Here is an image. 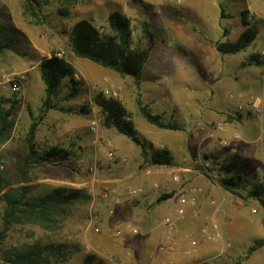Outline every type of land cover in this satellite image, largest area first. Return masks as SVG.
<instances>
[{
  "label": "rangeland",
  "instance_id": "rangeland-1",
  "mask_svg": "<svg viewBox=\"0 0 264 264\" xmlns=\"http://www.w3.org/2000/svg\"><path fill=\"white\" fill-rule=\"evenodd\" d=\"M115 10L130 20L131 47L145 45L143 22L155 35L139 88L131 76L70 49L77 20L85 18L107 33V16ZM248 27L257 33L246 48L216 49V42L234 43ZM3 28L9 46L0 53V83L9 79L19 90L0 84L2 108H11L12 121L10 136L0 143V177L11 186L30 185L32 196L67 186L87 197L69 203L51 229L13 223L0 242V264H11L5 253L12 248L38 251L48 261L42 264H146V234L160 252L161 260L152 264H176L173 255L184 256L182 264H208L211 258L215 264H242L249 248L264 242V60L255 62L264 49V0H30L29 8L25 0H0V35H5ZM57 52L74 71L61 79L46 108L39 64ZM98 95L120 101L146 141V157L137 143L102 123ZM138 98L176 127L148 123ZM48 110L69 126L67 160L49 154L56 146L41 147L39 125ZM31 125L35 133L29 139ZM77 139L80 152L73 150ZM31 143L36 160L24 181L17 168ZM163 149L171 164L149 165ZM4 185L0 180V189ZM136 188L142 191L129 192ZM4 207L0 199V226ZM215 219L222 223L223 236L228 225H246L235 242L227 240L231 244L223 254L213 257L215 251L205 249L198 255L199 229L209 225L205 232L217 233ZM200 238L205 246L213 244Z\"/></svg>",
  "mask_w": 264,
  "mask_h": 264
},
{
  "label": "trees",
  "instance_id": "trees-1",
  "mask_svg": "<svg viewBox=\"0 0 264 264\" xmlns=\"http://www.w3.org/2000/svg\"><path fill=\"white\" fill-rule=\"evenodd\" d=\"M29 2L30 0H25L27 8H29ZM106 20L109 28L107 33H100L92 22L85 18L77 20L71 29L70 49L78 57L86 58L101 66L111 68L121 75L131 76L135 86L139 88L144 64L154 46L155 35L149 24L143 22L142 30L146 39L145 45L141 47L136 44L131 47V24L129 18L115 10L108 14ZM242 21L244 24L249 25L243 15ZM3 29L5 35H0V53L9 46L6 28ZM256 33V28L248 27L234 43L224 44L216 42V49L222 53H233L242 50L253 41ZM255 62L260 65L263 60L255 59ZM39 69L44 84V106L49 108L61 79L71 76L74 70L66 59L58 57L54 53L40 61ZM4 101L5 99L0 100V143L8 139L12 127L10 119L11 108H2ZM95 102L100 107L102 123L105 126L115 127L131 141L137 143L141 149L142 156L146 157V141L137 135L133 121L120 101L98 95L95 97ZM138 110L148 123L156 127L164 129H174L176 127L173 123H166L158 115L152 114L142 104L140 98H138ZM34 133L35 126L31 125L28 131V138L31 139ZM51 151L49 154H57L59 160H67L70 155L69 150L52 148ZM34 154L35 149L31 143L17 168V174L24 181L29 168L36 160ZM147 163L149 165H170L171 157L168 151L163 149L150 157ZM0 180L5 183L0 189L3 190L0 199L5 204L1 217L0 242L6 237L9 227L16 222H31L46 229L53 228L54 223L58 220L57 216L66 212L69 203L87 197L80 189L67 186H55L44 195L32 196L30 185L20 183L11 186L4 177H0ZM170 196L171 192L164 193L157 197L156 202L165 200ZM254 249L255 247L249 248V253ZM5 260L11 264H42V262H48L38 251H20L17 248L7 251Z\"/></svg>",
  "mask_w": 264,
  "mask_h": 264
},
{
  "label": "crops",
  "instance_id": "crops-1",
  "mask_svg": "<svg viewBox=\"0 0 264 264\" xmlns=\"http://www.w3.org/2000/svg\"><path fill=\"white\" fill-rule=\"evenodd\" d=\"M74 66H75V64H74ZM39 86H41V85L39 84ZM39 98H41V97H39ZM55 115H53V113L51 112V110L50 111L48 110L46 112L44 118H42V122L39 125V130H42V144H41V147H45V150L50 149V147H52V146H56L57 148H60V149H65V148L66 149H71V146L69 144L70 142L68 141V137H69V133H68L69 126H68L67 123L64 122L65 120H64L63 117H59V116H57V115L55 116ZM46 117H49V119L51 118L50 119V123H45V118ZM73 130H75V129H73ZM72 144H75L74 147H73L74 148L73 150H76L77 149V152H80V151L83 150V146L80 144L79 139H77V141H75V142H72ZM38 149H40V148H38ZM51 155H52L53 158H56V156H57V154H54V153H52ZM156 185L157 184H153V186H156ZM156 197H157V195H156ZM211 218L214 219V214H211L210 215L209 219H211ZM197 222L198 221L195 220V223H197ZM215 222L219 226V229L218 230H216L218 226L215 229V231L218 234L217 233H215V234H212L211 233V235H210V234L206 233L205 231L208 230L207 227H209V225H206V226L201 227L199 229V235L196 237V240H197V243H196V248L197 249H196V251H197V254L198 255H202L203 254V250H205V249H209V250L212 249V250H214L215 253L213 254V257H218L219 255L223 254L224 250L227 248L226 245L229 246V244H231L227 240L228 239L229 240H232V238H233V242H235L237 240L238 235L240 234V232L241 231H244V226L246 225L245 224L246 222H244V225L243 226H241V225L239 226V224H236L235 226L233 225V227H231L230 225H228V222H227V225H228V229L229 230H225L224 231L225 236H223L222 235L223 232H222V230H220L221 229V226L220 225H222V223L219 222V221H217L216 219H215ZM242 227H243V229H241ZM133 228H135V227H132V229ZM231 228L232 229L234 228L235 230L231 231ZM132 229H131V231L130 230L129 231L132 232ZM197 230H198V227H197ZM258 235L259 236H263V233L260 231L258 233ZM200 236L205 237L206 240L210 244L212 242H213V244L208 245V246H205L206 245V241H205V239L200 238ZM143 238L144 239H143L142 242H143V245H145V247H146L142 251V253H143V256H142L143 257V260H146L147 261L146 264H152L155 261L156 258H157V260L161 258L160 257V252L157 253L158 251H156V250L154 251L153 250L154 248L151 247V242H150L151 241V237H150V235H147V234H146V236L143 235ZM224 239L226 241H224ZM128 241L131 244L133 242V240H131V239H128ZM128 241H127V243H128ZM173 256L174 257H172V258L175 260V263L176 264H182L183 262H186L185 261L186 258H184V256H180V257H177V255H173ZM134 257H135V261L136 262L141 259V257L138 256V251L135 252ZM211 259L208 260L209 261L208 264H215V262H211V261H213ZM194 264H199V261H195ZM242 264H264V242L262 244H260L257 248H255L249 254L248 257L244 258V260L242 261Z\"/></svg>",
  "mask_w": 264,
  "mask_h": 264
},
{
  "label": "built area",
  "instance_id": "built-area-1",
  "mask_svg": "<svg viewBox=\"0 0 264 264\" xmlns=\"http://www.w3.org/2000/svg\"><path fill=\"white\" fill-rule=\"evenodd\" d=\"M61 53L57 52L55 53L56 56H60ZM260 58L262 60H264V49H262L260 52ZM1 87L5 90H9V91H17L19 90V85L17 83H13L11 84L9 79H4L1 83ZM91 129H94L93 126H91ZM112 156V153H109L108 157ZM78 163H81L79 160L77 161ZM142 191V188H136V189H131L129 192L132 193V194H137V193H140ZM96 230H98L96 228Z\"/></svg>",
  "mask_w": 264,
  "mask_h": 264
}]
</instances>
